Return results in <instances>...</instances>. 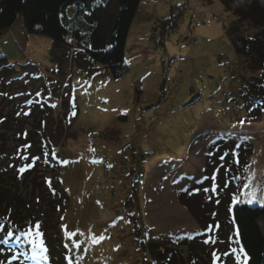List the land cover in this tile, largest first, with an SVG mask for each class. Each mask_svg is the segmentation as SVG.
Here are the masks:
<instances>
[{"label": "rangeland", "instance_id": "374dc122", "mask_svg": "<svg viewBox=\"0 0 264 264\" xmlns=\"http://www.w3.org/2000/svg\"><path fill=\"white\" fill-rule=\"evenodd\" d=\"M140 6L141 25L132 27L127 44L129 70L118 79L75 49L55 50L60 62L53 59L54 42L37 34L20 41L18 55L8 49L13 60L0 69V117L16 111L18 121L15 135L2 133L11 145L32 143L60 161L55 173L39 167L35 184L26 185L17 170L12 179L42 206L39 232L53 240V250L67 244L78 264H149L150 244L173 252V264H244L228 204L244 200L245 179L234 171L250 176L251 168L252 205L264 207V115L248 114L241 92L261 77L259 63L236 53L225 31L233 16L220 0H142ZM172 12L178 25L168 33ZM239 134L253 155L247 158V145L233 160L227 148L217 165L219 151L209 141L236 143ZM200 186L214 198L220 188L219 202L181 201V192ZM60 197L62 209L54 212ZM205 227L204 239L196 240ZM66 231L76 235L66 238Z\"/></svg>", "mask_w": 264, "mask_h": 264}, {"label": "trees", "instance_id": "16d2710c", "mask_svg": "<svg viewBox=\"0 0 264 264\" xmlns=\"http://www.w3.org/2000/svg\"><path fill=\"white\" fill-rule=\"evenodd\" d=\"M206 1L210 2V0ZM220 1L225 11L233 16V20L225 25V31L236 53L248 63L251 61L259 63L261 68V77L250 80L252 88L245 87L241 91L244 95L243 98H248L250 103L248 114L259 112L260 115H264V0ZM141 2L142 0H0V37L11 30L18 21H22L27 36L37 34L50 38L54 42L53 59L58 60L55 50L66 48L72 51L75 49L83 53L95 65H102L118 79L129 70L126 64L127 43ZM71 10H73L72 13H70ZM165 22L169 24V27H166L168 33L177 28L178 22L175 13L172 12ZM68 37H70L69 41ZM164 46L165 43H163ZM11 63L12 60L0 57V69ZM94 73V71H88L90 75ZM40 102H42V98L39 105L35 106V110L41 108ZM16 113V111H12L6 116L0 117L3 118V128L0 132V264H68L69 260L72 261V264H78L76 256L68 247H64V243L61 245L62 242H60V245L53 250L51 245L53 240H47L42 234L40 239L43 240L44 246L47 248L46 254L49 259L44 261L27 258L32 255L31 245L25 243V237L22 234L29 230L35 232L38 224L35 218L44 214L42 206L34 197L27 199L25 195L21 194L12 179V173L17 170L20 175L24 176L26 185L29 182L35 184L39 171L47 169L48 173H55L60 167V161L53 154V150L36 149L30 142V144L25 142L13 145L9 143L6 133L16 134ZM26 115L30 116V113ZM247 119L252 123L259 121H255L249 115ZM40 123V120L37 121L39 130ZM2 131H6V133L3 134ZM232 143L233 141H221L213 145L212 150L219 151L214 159L217 165L222 161V154L228 151L227 148H230L228 152H232V157L233 154L235 155L233 160H236L237 156L245 151L243 148L247 145L250 149L247 158L253 155V149L248 142ZM214 156L215 153L212 151L210 157ZM233 160L231 161L233 162ZM234 164H231L233 168L236 167ZM210 170L208 168V171ZM220 172L219 170L216 175L219 176ZM234 175L238 178L243 176L245 180L242 186L249 182L251 184V188L243 187L242 189V196L246 200L248 197L245 194L254 190L252 180L249 174L246 175L245 172L243 174L241 169H236ZM41 178H45V183L52 179L46 178L45 175ZM231 179L234 180V177ZM201 190L200 186L198 190H194L195 193L183 191L179 198L182 201L184 197L187 199V196L191 198L195 196L200 200L211 197L209 202L212 204L219 202L218 191L220 188L214 193L216 198L206 196V194L202 195ZM187 200L192 203L190 199ZM61 201L62 197L58 198L56 202L59 209L54 207V212L62 209ZM232 202L229 201L228 208L231 224L236 229L235 240L247 255L248 264H264V207L241 203L232 208ZM188 207L190 210V206ZM196 219L202 222L200 215H196ZM134 225L137 229L140 228L137 223ZM9 232L12 233L11 236H8ZM206 233L205 227L203 233L196 236L195 239H204ZM17 237L20 238L19 241ZM187 245L192 247L193 243L188 242ZM146 250L151 254V259L147 260L149 264H173L174 262L175 254L166 251L164 246L150 244L146 246ZM166 252L167 254L164 255ZM56 253H59L61 259H58Z\"/></svg>", "mask_w": 264, "mask_h": 264}, {"label": "snow or ice", "instance_id": "6c2138e0", "mask_svg": "<svg viewBox=\"0 0 264 264\" xmlns=\"http://www.w3.org/2000/svg\"><path fill=\"white\" fill-rule=\"evenodd\" d=\"M73 115H75V113H73ZM94 151V149L92 150ZM53 158H55L53 156ZM109 167H111L109 165ZM49 186H51V182L49 181ZM244 188H251V184L250 182L248 184L243 185ZM248 198L246 200H239L238 198H234L233 203H247V204H252L253 202H256V192L255 190H250L245 194ZM262 203H264V201H262ZM36 231L33 232L31 230H29L26 233H23L22 235L25 237V243H28L31 245V251H32V255L31 257H27L29 259L32 260H44L47 261L49 259V257L47 256V248L44 246L43 240L40 239L41 237V233L39 232V224L36 225ZM12 233L9 232L8 236H11ZM76 235L74 232H65V237L66 238H71L72 236ZM238 235V233H237ZM19 237H17V240L19 241ZM93 242H96L95 239L93 240ZM65 248L68 247L67 244L64 245ZM73 247L75 248H80V244L79 243H75L73 244ZM241 252H243V249H241ZM23 254V253H22ZM213 259H218V257L216 256V254H213ZM68 264H72V261L69 260ZM244 264H247V256L245 254V259H244Z\"/></svg>", "mask_w": 264, "mask_h": 264}, {"label": "crops", "instance_id": "0c3cea01", "mask_svg": "<svg viewBox=\"0 0 264 264\" xmlns=\"http://www.w3.org/2000/svg\"><path fill=\"white\" fill-rule=\"evenodd\" d=\"M141 7V6H140ZM140 10V9H139ZM141 20L140 18V15H139V12L137 14V16L135 17V20H134V24L132 27H134V25H141L139 24V21ZM132 30V29H131ZM10 32V36L8 35ZM8 32H6V34H4L2 37H0V57H5L7 59H12L10 58V56L7 53L8 49L12 50L14 52L15 55H18V52H20L21 50L19 49L20 48V41L22 39H27V35L25 34L24 32V26L22 24V21H18L16 23V25L11 29L9 30ZM130 36V35H129ZM128 42H129V38H128ZM128 44V43H127ZM13 60V59H12ZM16 60V58H15ZM257 124V123H256ZM256 124H253L251 125L250 127H254L255 128V125ZM262 130V129H260ZM240 135V134H239ZM221 139L220 138H216V139H213L211 141H209L210 144L212 143H217L219 142ZM224 139V141H234L235 138L231 139L230 137H226V138H222V140ZM208 141V140H207ZM237 142H248L246 140V138H244L243 135H240L239 139L237 140ZM250 142V141H249ZM206 155V154H205ZM254 158V156L251 158V160ZM251 163V162H250ZM261 175L264 176V168L261 169ZM192 176V177H191ZM189 175V178L192 180L194 178V175ZM196 177V176H195ZM250 177L252 178V181L254 182V179H253V176H252V172H251V168H250Z\"/></svg>", "mask_w": 264, "mask_h": 264}, {"label": "built area", "instance_id": "2783aa9c", "mask_svg": "<svg viewBox=\"0 0 264 264\" xmlns=\"http://www.w3.org/2000/svg\"><path fill=\"white\" fill-rule=\"evenodd\" d=\"M138 90L139 91L143 90V86L142 85H139Z\"/></svg>", "mask_w": 264, "mask_h": 264}]
</instances>
